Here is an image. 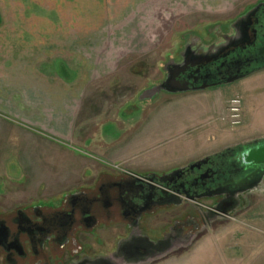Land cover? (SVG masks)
<instances>
[{"label": "rangeland", "instance_id": "374dc122", "mask_svg": "<svg viewBox=\"0 0 264 264\" xmlns=\"http://www.w3.org/2000/svg\"><path fill=\"white\" fill-rule=\"evenodd\" d=\"M262 1L145 0L139 4L142 8L132 11L134 17L122 21L134 24L111 25L109 21L115 20L98 17V41L93 43L96 53L92 52L96 58L93 56L89 64L82 61L88 65L95 62L96 67L91 64L94 76L82 87L83 111L78 122L81 144L65 145L62 161L54 165L50 160L49 165L54 167L48 171L49 178L67 183L55 187L48 197L42 193L30 195L27 185H9L10 194L3 197L5 205L30 198L52 201L65 195L66 190L92 181L102 166L122 169L110 163L118 160L122 151L125 154L133 149L132 141L137 137L144 140L137 146L148 154L135 161L165 173L225 148L264 139V70L200 93L175 96L162 92L142 103L139 96L124 107L128 99L146 97L156 89L160 70L185 43L200 48L221 43L223 36L215 31L219 22L228 23L219 30L231 34L229 23L240 20ZM213 33L216 39H211ZM236 97L242 101L241 124L231 126L222 118L227 102ZM123 107L130 111H124V118L119 115ZM212 136L214 140L207 139ZM56 169L62 173L57 175ZM239 198L236 213L207 225L215 226L209 233L198 235L186 248H176L146 264H264V180L256 191ZM194 206L203 216L204 205Z\"/></svg>", "mask_w": 264, "mask_h": 264}, {"label": "flooded vegetation", "instance_id": "af4514ba", "mask_svg": "<svg viewBox=\"0 0 264 264\" xmlns=\"http://www.w3.org/2000/svg\"><path fill=\"white\" fill-rule=\"evenodd\" d=\"M227 25L219 22L215 27L223 36L219 44L200 48L185 43L178 49L160 70L154 87L163 85L158 93H200L264 70L258 57L264 43V1L230 22L231 34L219 30ZM139 96L140 103L153 97L137 95L128 104ZM263 143L225 148L168 173L138 174L102 166L92 181L52 201L30 198L5 205L0 196V264H146L160 259L162 251L186 248L215 228L204 226L194 204L216 205L232 216L239 197L260 187L239 185L253 174L243 163L244 154Z\"/></svg>", "mask_w": 264, "mask_h": 264}, {"label": "crops", "instance_id": "0c3cea01", "mask_svg": "<svg viewBox=\"0 0 264 264\" xmlns=\"http://www.w3.org/2000/svg\"><path fill=\"white\" fill-rule=\"evenodd\" d=\"M144 2L0 0V196L10 194L9 185H27L30 195L48 197L67 183L50 179L48 171L54 167L49 165L50 160L54 165L62 161L65 145L81 144L82 87L94 76L91 64L96 63L88 64L96 55L98 17L115 20L111 25L134 24L122 21L134 17L132 11ZM124 107L119 113L123 118ZM136 139L133 149L110 164L138 174L165 173L135 161L148 154L137 146L144 140Z\"/></svg>", "mask_w": 264, "mask_h": 264}, {"label": "water", "instance_id": "95a60500", "mask_svg": "<svg viewBox=\"0 0 264 264\" xmlns=\"http://www.w3.org/2000/svg\"><path fill=\"white\" fill-rule=\"evenodd\" d=\"M258 57L261 58L264 62V43L258 51ZM162 86L157 87L154 91H151V93L149 91L147 96H153L154 94H157L158 90L160 88H162ZM149 98H151V97H149ZM259 141H264V139L259 140ZM243 157H244L243 163L245 165H247L248 168L253 169V174L250 175L246 180L242 181L239 185L240 186L239 188H242V187H246L247 189L250 187L255 188L256 185H260L262 183V181L264 180V143L255 147V148L247 150V152L244 154ZM256 189H257V187H256ZM173 197L177 198L178 200L181 201V198L179 196L173 195ZM207 210H209V209H205V211H203L204 215L202 217L204 219L203 221H204L206 226L212 224V222L215 221V220L209 218L208 214H210L211 216H214L215 218H219L220 220L228 217L227 215L222 213L217 208L216 205L213 208H210V212H207L205 214V212ZM190 244L191 243H189V245ZM169 252H171V249H169V251H162L161 253H159L157 255V257L162 258V257L166 256Z\"/></svg>", "mask_w": 264, "mask_h": 264}, {"label": "built area", "instance_id": "2783aa9c", "mask_svg": "<svg viewBox=\"0 0 264 264\" xmlns=\"http://www.w3.org/2000/svg\"><path fill=\"white\" fill-rule=\"evenodd\" d=\"M242 115V101L240 98H232L225 109V114L222 118L223 122L231 126H238L241 124Z\"/></svg>", "mask_w": 264, "mask_h": 264}]
</instances>
